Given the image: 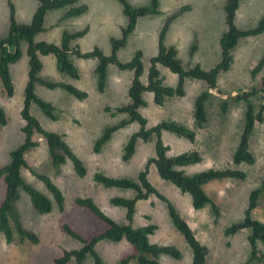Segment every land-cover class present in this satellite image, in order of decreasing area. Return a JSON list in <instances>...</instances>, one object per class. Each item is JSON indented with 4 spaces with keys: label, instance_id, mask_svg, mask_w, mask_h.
Returning a JSON list of instances; mask_svg holds the SVG:
<instances>
[{
    "label": "rangeland",
    "instance_id": "1",
    "mask_svg": "<svg viewBox=\"0 0 264 264\" xmlns=\"http://www.w3.org/2000/svg\"><path fill=\"white\" fill-rule=\"evenodd\" d=\"M133 7H149L150 0H126ZM14 9V20L18 24H29L37 8L35 0H10ZM158 13L141 17L137 20L134 31L127 37L126 44L116 54L121 63L130 62L135 53H142L143 74L141 81L145 84L150 59L158 52L160 33L169 18L177 14L181 7L188 5L190 10L182 13L167 26L163 44L176 50L177 58L184 69L199 66L203 70L212 69L221 56L219 40L226 26L224 22L225 0H158ZM72 7H85V12L77 17L64 18L67 9L48 12L44 19L43 32L35 36V42L61 44L64 32L73 34L85 31V34L71 42V47H78L81 53L98 49L103 55L110 56L111 40L122 38V30L127 25L122 5L118 0H79ZM264 13V0H242L235 16V25L240 30L255 28ZM10 25V8L6 0H0V39L7 36ZM27 44L22 42L21 59L10 67L14 94L8 98L0 85V106L4 109L7 124L0 126V168L10 160V152L16 149L24 139L21 129L24 122L19 112L23 104V90L27 81L28 59ZM264 53V33L241 39L232 51L230 69L218 77V87L210 91L206 105L207 122L201 129H196L193 122V102L206 89L203 82L187 79L185 96L167 99L162 106L153 103L150 93L143 94L147 106L141 109L147 119L148 127L162 121H174L187 126L196 133L193 143L163 132L162 142L168 146L170 157L181 153L197 151L201 162L183 169L186 176L208 169H238L246 173L244 181L220 180L206 184L203 189L207 196L219 207L220 215L215 218L207 205L195 210L191 197L181 193L177 188L162 181L156 174L155 167L149 166V181L173 204L177 212L191 226L197 239L207 250V264H264V244L257 242L255 249L261 256L252 260L251 245L248 237L250 230H241L235 235H227L226 228L241 222L248 207L250 193L258 188L262 192L258 206L252 211V219L264 223V124H256L250 139V151L254 155L253 165L234 166L231 162L238 138L243 127L245 105L232 97L256 87L264 77V67L256 75L251 72ZM42 69L39 77L52 83H67L85 91L88 96L78 101L61 89L49 90L39 84L35 85V94L55 107L57 120L45 117L35 106L30 113L40 126L62 136L70 149L84 162L87 174L79 178L69 161L55 169L46 143L38 135L34 141L38 147L29 150L25 159L30 170L49 179L63 195V208L59 209L46 185L29 173L21 171L26 184L45 195L52 203L49 214H38L27 193L19 190L15 208L24 229L35 233L38 243L32 244L21 240L15 233L13 241L7 244L0 233V264H55L64 251L80 250L83 244L63 232L62 226L68 225L85 240L102 234L107 226L90 211L74 204V199L90 198L100 210L117 224H125V209L109 203L112 197L132 199L131 190L106 188L93 179L100 172L114 178L136 180L138 173L148 160L155 157V138L150 142L138 141L133 157L122 161L123 149L130 137L139 130L137 123H127L113 133L110 140L102 146L100 152H94L95 142L106 128L129 120L126 114L116 109L128 104V89L133 72L121 71L114 65L107 69L106 86L103 92L97 88L95 73L97 59L71 60L78 70L79 77L71 79L58 72L55 59L51 56L40 57ZM164 84L175 87L178 77L166 68L159 67ZM255 110L263 104L258 96L252 98ZM108 109V110H107ZM5 184L0 179V204L4 200ZM146 218H149L147 221ZM157 226L151 242L175 247L181 257L174 260L162 255L160 264H192L191 252L183 237L175 230L168 217L165 204L155 197L138 201L135 206L133 226L146 224ZM158 245V246H159ZM162 246V245H160ZM95 251L103 264H137L136 251L124 239L118 243L100 241ZM66 264H76L72 258ZM83 264H94L87 256Z\"/></svg>",
    "mask_w": 264,
    "mask_h": 264
},
{
    "label": "trees",
    "instance_id": "2",
    "mask_svg": "<svg viewBox=\"0 0 264 264\" xmlns=\"http://www.w3.org/2000/svg\"><path fill=\"white\" fill-rule=\"evenodd\" d=\"M6 1L10 8V25L7 36L0 39V85L3 93L8 98H11L14 94L10 67L22 57V51L20 49V44L22 42L27 44L26 56L28 59V70L27 81L23 90V104L19 112L20 118L24 122L21 129L24 139L16 149L10 152L9 162L0 168V179H3L5 184V196L0 204V233L5 242L7 244L12 243L15 233L21 240H27L32 244H37L39 241L35 233L24 229L21 225L19 215L15 208L19 198V190H23L27 193L31 205L38 214H49L52 211L51 201L45 195L39 193L24 182L21 174L23 169L29 170L31 175L42 181L59 209L62 210L63 208L62 192L49 179L37 175L33 170H30L26 162V153L39 145V143L33 139L35 134L46 143L51 158V164L55 169L65 164L66 161H69L75 174L79 178H84L87 174L84 162L70 149L62 136L44 130L38 121L31 115L30 107L31 105H35L45 117L52 121L57 120L55 107L51 103L40 99L35 94L36 84L44 86L49 90L61 89L78 101L85 100L88 94L71 84L52 83L41 79L39 77V73L42 69L40 57H53L58 72L71 79H77L79 77L78 70L71 60V56H74L76 59L95 58L98 61L95 73L99 92H103L105 89L109 65H114L121 71H132L133 78L127 94L128 104L116 109V112L126 114L129 120L106 128L101 137L95 142L94 152H100L102 146L110 140L113 133L118 129L125 126L127 123L135 122L138 124L139 130L130 137L125 145L122 161L128 162L133 157L138 141L147 143L153 138H155V157L148 160L144 168L138 173L136 180L130 178H114L100 172L94 174V181L106 188L131 190L135 193L132 199L112 197L109 200L111 205L125 209L126 223L117 224L115 221L111 220L90 198H75L74 204L76 206L90 211L107 226V229L102 234L85 240L68 225H63V232L71 238L80 241L83 247L80 250L64 251L63 256L57 259L55 264H66L72 258L75 260L76 264H83L87 256H91L94 264H103L101 258L95 251V245L100 241L118 243L123 239L136 251L134 257L137 264H160L158 258L161 255L178 260L181 257V253L175 247L158 246L150 243L149 237L155 233L157 229L156 225L149 223L137 228L132 225L134 222L136 203L138 201L148 200L152 198V196L165 204L171 224L183 237L191 252L192 264H207V250L205 246L197 239L193 230L177 212L168 198L161 194L149 181V166L153 165L155 167L156 174L162 181L174 186L181 193L188 194L191 197L192 206L195 210L202 209L209 205L215 218L219 217L220 209L207 196L203 187L212 181L227 179L244 181L246 179V173L242 170L226 168L222 170L208 169L191 176H186L183 169L200 163V154L197 151H190L170 157L167 155L169 148L162 142L161 135L163 132H167L193 143L196 137L195 131L174 121H162L155 126L148 127L147 119L140 111L147 106L143 94L150 93L153 98V103L157 106H162L167 99L173 97L182 98L185 96V81L187 79L203 82L206 89L198 94L193 102V122L196 129H201L207 122L206 105L210 98V91L217 89L219 75L230 69L233 59L232 51L238 42L241 39L264 33V13L255 28L240 30L235 25V16L239 9L240 1L242 0H225L223 11L226 29L219 40L221 51L220 61L212 69L206 71L199 66L184 69L176 56V50L173 47H166L163 44V39L169 23L182 13L190 10V6L188 5L181 7L177 14L169 18L160 33L158 52L150 59L147 80L144 84L141 81V76L143 74L142 53L137 51L133 59L128 63L119 62L116 54L118 50L126 44L127 37L134 31L139 18L159 12L158 0H150L149 7L138 8L131 7L126 0H118L122 5V12L127 19V25L122 30L121 39L111 40L112 52L110 56L103 55L98 49L83 54L79 51L78 47L72 48L71 42L81 38L85 34V31L73 34L64 32L60 45L34 41L35 36L43 32L44 19L48 12L67 9L64 18H73L82 15L86 10L85 7H72L79 0H35L38 6L29 24H18L14 20L12 3L10 0ZM159 67L166 68L170 73L178 77V83L175 87L164 84L163 78L160 76ZM263 67L264 53L252 70L251 75L256 76ZM256 96L260 97L263 102L258 111L255 110L252 103V98ZM232 99L237 102H242L245 105V110L242 131L238 138L237 147L232 154L231 162L234 166L243 164L253 165L255 158L250 151V139L256 124H264V77L256 87L249 91L238 93L232 97ZM6 124L7 117L4 109L0 106V126H6ZM261 192V188H258L250 193L244 219L241 222L229 226L225 231L227 235H235L241 230H250L251 234L248 237V241L251 245L250 259L259 261L261 256L256 251L255 244L257 242L264 244V223L252 219L251 214L258 206ZM146 220L148 221L149 218H146ZM127 262L128 260H124L123 264Z\"/></svg>",
    "mask_w": 264,
    "mask_h": 264
},
{
    "label": "crops",
    "instance_id": "3",
    "mask_svg": "<svg viewBox=\"0 0 264 264\" xmlns=\"http://www.w3.org/2000/svg\"><path fill=\"white\" fill-rule=\"evenodd\" d=\"M188 225H189V224H188ZM189 226H190V225H189ZM190 228H191V226H190ZM157 229H158V228H157ZM157 229H156V230H157ZM191 229H192V228H191ZM192 230H193V229H192ZM193 232H194V231H193ZM154 235H155V234H153L152 236L149 237V241H150L151 244L159 245V244H157L156 242H151V241H152V237H153ZM195 236H196V235H195ZM160 245H162V246H167V245H163V244H160ZM160 245H159V246H160ZM161 256H162V255H161Z\"/></svg>",
    "mask_w": 264,
    "mask_h": 264
}]
</instances>
